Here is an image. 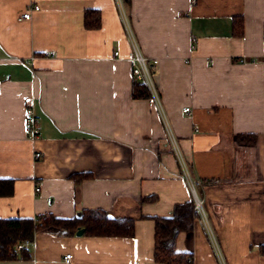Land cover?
<instances>
[{
	"label": "crops",
	"instance_id": "crops-1",
	"mask_svg": "<svg viewBox=\"0 0 264 264\" xmlns=\"http://www.w3.org/2000/svg\"><path fill=\"white\" fill-rule=\"evenodd\" d=\"M87 9L98 28H84ZM263 26L264 0H0V178L14 182L0 218L101 209L135 221L131 238L38 231L29 258L0 264H63L66 253L71 264H157L152 218L193 191L202 212L175 251L193 264H264ZM129 30L157 61L156 97H131Z\"/></svg>",
	"mask_w": 264,
	"mask_h": 264
},
{
	"label": "trees",
	"instance_id": "trees-1",
	"mask_svg": "<svg viewBox=\"0 0 264 264\" xmlns=\"http://www.w3.org/2000/svg\"><path fill=\"white\" fill-rule=\"evenodd\" d=\"M99 24L98 10L84 11V28L96 29ZM231 33L234 36L242 35L243 23L240 16L232 18ZM131 97L148 99L150 92L144 83L134 81ZM236 139L240 143L254 142L253 135H237ZM87 176V174H76L73 178L77 183ZM13 183L12 179L0 178V197L12 195ZM153 200L154 197L151 196L142 201ZM197 216L194 201L190 199L184 203L175 204L170 216L152 218L154 221L153 260L157 264H193L190 253L175 251V241L179 234H188L193 230ZM134 222L133 219L113 217L101 209H83L71 218H59L50 213L33 218H0V261L29 258L26 248L17 250L16 246L25 241H33L38 231H49L59 237H71L75 236L79 228H82V235L87 237L131 238L134 235ZM260 252L264 255V246L260 247Z\"/></svg>",
	"mask_w": 264,
	"mask_h": 264
},
{
	"label": "built area",
	"instance_id": "built-area-1",
	"mask_svg": "<svg viewBox=\"0 0 264 264\" xmlns=\"http://www.w3.org/2000/svg\"><path fill=\"white\" fill-rule=\"evenodd\" d=\"M33 10H38V6H29L27 8V10L21 14L17 20L22 21V20H30L31 19V11ZM128 35L131 41V49L129 51V60L131 63V75L134 81H138V82H142L144 83L149 92L150 95H153V97H156L155 95V89L153 86V79H152V71H151V65H154L157 63L156 60H153L150 62L147 60V58H145L139 51L133 35L131 34L130 30L128 31ZM114 56L118 55V52H114L113 53ZM183 111L185 113L189 112V108H184ZM24 129H25V133L27 135L28 138L35 140L39 137V129H38V125H37V119L34 116L33 112L31 109L27 108L24 111ZM41 157V153L40 152H35L34 153V158L39 159ZM184 177L187 179V181L189 182L190 186H191V190L193 191V182L190 179L188 173H186L184 171ZM35 191H39V187L36 186L35 187ZM193 196H194V201H195V210L197 212H202V208H201V201L196 197V195L194 194L193 191ZM32 241H25L22 242L20 244H18L16 246V249H22V248H27L31 245ZM62 263L63 264H71V254L70 253H66L63 255L62 257Z\"/></svg>",
	"mask_w": 264,
	"mask_h": 264
},
{
	"label": "water",
	"instance_id": "water-1",
	"mask_svg": "<svg viewBox=\"0 0 264 264\" xmlns=\"http://www.w3.org/2000/svg\"><path fill=\"white\" fill-rule=\"evenodd\" d=\"M82 233H83V229H82V228H79V229L76 231L75 235H76V236H81Z\"/></svg>",
	"mask_w": 264,
	"mask_h": 264
},
{
	"label": "rangeland",
	"instance_id": "rangeland-1",
	"mask_svg": "<svg viewBox=\"0 0 264 264\" xmlns=\"http://www.w3.org/2000/svg\"><path fill=\"white\" fill-rule=\"evenodd\" d=\"M150 97H151V95H150ZM198 198V197H197ZM194 205H195V201H194Z\"/></svg>",
	"mask_w": 264,
	"mask_h": 264
}]
</instances>
